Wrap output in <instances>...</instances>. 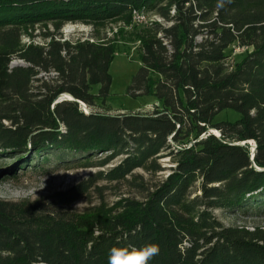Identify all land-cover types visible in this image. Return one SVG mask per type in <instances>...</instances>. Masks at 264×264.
<instances>
[{
    "label": "trees",
    "instance_id": "16d2710c",
    "mask_svg": "<svg viewBox=\"0 0 264 264\" xmlns=\"http://www.w3.org/2000/svg\"><path fill=\"white\" fill-rule=\"evenodd\" d=\"M218 1L0 0V104H12L16 112L2 118L9 128L0 123L3 151L30 148L44 161L50 152L59 153L64 163L86 161L106 150L125 152L128 157L108 177L115 180L158 155L176 129H192L194 140L208 128L221 134L179 151L177 166L162 186L143 203L128 202L117 215L51 209L75 200L78 188L50 203L0 202V264H108L113 247L147 243L160 247L149 264H264V230L223 227L209 213L264 210V172L252 166L248 147L233 146L254 141L253 162L264 169V0H228L211 22L196 26L205 13L196 15L193 5L211 10ZM134 9L155 10L172 23L167 28L154 23L150 33L139 37L140 68L128 88L131 98L153 97L161 110L114 117L85 114L75 102L55 103L61 94L87 107L106 101L115 44L61 42L51 36L44 46H21L20 28L42 22H54L58 29L68 22L131 21ZM201 35L206 38L198 42ZM233 45L247 50L226 73L225 51ZM13 58L24 65L11 67ZM50 72L55 79L31 94L30 84L41 81L36 76ZM95 85L97 95L91 94ZM223 111L239 119L214 122ZM198 176L203 198L187 200ZM116 261L121 264L119 257Z\"/></svg>",
    "mask_w": 264,
    "mask_h": 264
},
{
    "label": "rangeland",
    "instance_id": "374dc122",
    "mask_svg": "<svg viewBox=\"0 0 264 264\" xmlns=\"http://www.w3.org/2000/svg\"><path fill=\"white\" fill-rule=\"evenodd\" d=\"M168 1L162 0L161 3L164 5ZM227 1L224 0V2ZM220 6L221 0L213 4L211 10L199 11L193 5L196 15L205 13V21L195 22V25L211 22ZM144 13L147 23L142 25L132 23V18L131 21L117 18L98 23L68 22L59 26L58 29L54 22L26 25L20 28L19 41L21 46L29 44L44 46L49 42L50 37L54 36L56 40L68 41L69 43L77 41L113 42L116 47V54L108 71L111 78L109 98L104 102L96 100L91 107L82 103L86 110L82 109L80 105L78 106L85 114L91 111L99 115L114 117L151 115L155 110H161V104L155 98L150 96L131 98L128 95L132 78L140 68L139 37L150 33V28L154 23L162 28H167L172 23L161 19L155 10H145ZM172 15H174L173 8L170 11V16ZM205 38V35H201L196 40L199 42ZM208 38L211 39L212 37ZM237 49L247 50L246 47L238 48L233 45L225 51L227 58L223 66L226 73L232 71L234 66L244 58L242 50L239 52L236 51ZM248 51L251 52V49L248 48ZM18 62V59L13 58L11 64ZM36 78H41V81H33L30 84L31 94L43 91L40 89L42 82L54 80L55 74L52 72L48 74L39 73ZM98 90L99 86H93L91 94L97 95ZM138 94L135 93V95ZM63 95H59L56 102L66 101L65 96L60 98ZM14 110L12 104H0V123L3 127H10V122L2 118L16 116ZM238 119L237 113L223 111L214 118V122H235ZM208 129L196 140H194L192 129H176L175 133L167 137L166 146L158 155L147 160L140 168L133 169L127 175L115 180H110L108 177L128 157L125 152L106 150L95 153L86 161L71 160L64 163L59 161V153L50 152L47 156L48 160L44 161L40 157H35L30 148H27V151L23 153L5 152L0 148V202L20 204L40 201L50 203L54 196L67 194L78 188V196L75 200L51 209L68 215L97 212L109 216L117 215L128 202L143 203L151 193L159 189L175 170L179 160L178 152L190 148L196 141L205 139L209 135L207 134ZM59 130L64 133L65 129L60 126ZM217 132L213 131L215 135H218ZM250 142L252 145L255 144L254 141ZM64 156L67 155L64 154ZM201 186L202 179L198 176L191 183L186 199L191 200L196 197L202 199ZM218 186L219 184H211L208 187ZM209 213L223 227L245 229L249 232L254 229L264 230L263 209L248 214L241 212L229 214L228 210L225 209H211Z\"/></svg>",
    "mask_w": 264,
    "mask_h": 264
},
{
    "label": "clouds",
    "instance_id": "9594fccd",
    "mask_svg": "<svg viewBox=\"0 0 264 264\" xmlns=\"http://www.w3.org/2000/svg\"><path fill=\"white\" fill-rule=\"evenodd\" d=\"M224 0H221L223 6ZM160 253V247L156 243H147L140 248L113 247L110 250L108 264H117L116 257L120 258L121 264H149Z\"/></svg>",
    "mask_w": 264,
    "mask_h": 264
},
{
    "label": "water",
    "instance_id": "95a60500",
    "mask_svg": "<svg viewBox=\"0 0 264 264\" xmlns=\"http://www.w3.org/2000/svg\"><path fill=\"white\" fill-rule=\"evenodd\" d=\"M24 65L21 61H19L18 63H13L11 64V67L13 66H22ZM64 95L60 98H63ZM71 97V96H70ZM57 101V100H56ZM66 101H69V102H75L77 103L78 105H83L81 102L77 101V100H74L72 97H71V100L67 99ZM57 103V102H55ZM85 108V107H84ZM86 109V108H85ZM213 131L217 132L216 130L214 129H208L207 130V134H211L213 136H215L217 139L220 138V133L217 132L218 135H215L213 133ZM233 146H239V147H248L249 149V161L251 162L252 166L254 167V169L257 171V172H264V169H259L255 166L253 160H254V156H255V153H256V144H253L252 143H249V141H245V142H241V143H234Z\"/></svg>",
    "mask_w": 264,
    "mask_h": 264
},
{
    "label": "bare ground",
    "instance_id": "6f19581e",
    "mask_svg": "<svg viewBox=\"0 0 264 264\" xmlns=\"http://www.w3.org/2000/svg\"><path fill=\"white\" fill-rule=\"evenodd\" d=\"M139 15H144V20H135V23L138 24V25H142V24H146L147 23V18L145 17V13H144V10H136ZM132 16L135 15V9L132 10V13H131ZM152 23V22H150ZM252 143V142H250Z\"/></svg>",
    "mask_w": 264,
    "mask_h": 264
},
{
    "label": "built area",
    "instance_id": "2783aa9c",
    "mask_svg": "<svg viewBox=\"0 0 264 264\" xmlns=\"http://www.w3.org/2000/svg\"><path fill=\"white\" fill-rule=\"evenodd\" d=\"M135 20H144V15H139V13L135 10V15L132 16V23L135 24ZM240 50H242V52H244L243 49H237L236 51H239V52H240ZM80 106L82 107V109L86 110V109L84 108V105H80ZM80 106H79V107H80ZM81 107H80V109H81Z\"/></svg>",
    "mask_w": 264,
    "mask_h": 264
}]
</instances>
